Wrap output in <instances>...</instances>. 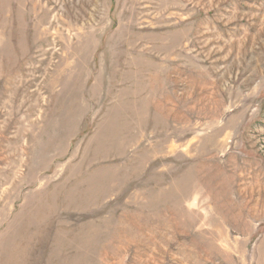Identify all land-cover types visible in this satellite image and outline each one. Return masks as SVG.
<instances>
[{
    "label": "rangeland",
    "instance_id": "1",
    "mask_svg": "<svg viewBox=\"0 0 264 264\" xmlns=\"http://www.w3.org/2000/svg\"><path fill=\"white\" fill-rule=\"evenodd\" d=\"M0 264H264V0H0Z\"/></svg>",
    "mask_w": 264,
    "mask_h": 264
}]
</instances>
